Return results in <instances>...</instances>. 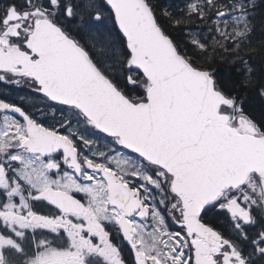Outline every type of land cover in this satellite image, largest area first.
I'll use <instances>...</instances> for the list:
<instances>
[{"label":"snow or ice","instance_id":"1","mask_svg":"<svg viewBox=\"0 0 264 264\" xmlns=\"http://www.w3.org/2000/svg\"><path fill=\"white\" fill-rule=\"evenodd\" d=\"M256 6L161 10L178 42L153 0H0V83L41 101L0 98V264H264V120L216 67L264 96Z\"/></svg>","mask_w":264,"mask_h":264},{"label":"trees","instance_id":"2","mask_svg":"<svg viewBox=\"0 0 264 264\" xmlns=\"http://www.w3.org/2000/svg\"><path fill=\"white\" fill-rule=\"evenodd\" d=\"M193 0H153V3L157 6V16L161 25L170 33V35L178 42L186 40L185 26L177 27L171 23L168 17L162 14L161 10L169 11L173 17L184 16L189 8V5ZM254 15L252 17L255 24L252 35L249 38V46L259 47L261 42L264 41V0H257V6L253 10ZM76 23H79L78 21ZM195 27V26H190ZM254 63L256 71L259 74L262 64L259 57L249 61ZM219 78L223 82L226 88L234 89L233 94L240 96L244 103V108L247 113L253 116L257 121L264 120V96L257 93L255 89H246L242 86V76L237 71L236 65H230L228 63H220L217 66Z\"/></svg>","mask_w":264,"mask_h":264},{"label":"flooded vegetation","instance_id":"3","mask_svg":"<svg viewBox=\"0 0 264 264\" xmlns=\"http://www.w3.org/2000/svg\"><path fill=\"white\" fill-rule=\"evenodd\" d=\"M21 97L27 98L29 106L35 105L40 106L41 101L34 92H31L27 85L15 86L12 84L0 83V98H4L7 101L14 103H21ZM40 211H48L44 206H40ZM208 222L215 225L218 229L223 231L225 235L232 232L228 219L222 215L217 214L215 211H210L207 216ZM175 228V226H173ZM125 255H129L127 247H125Z\"/></svg>","mask_w":264,"mask_h":264}]
</instances>
